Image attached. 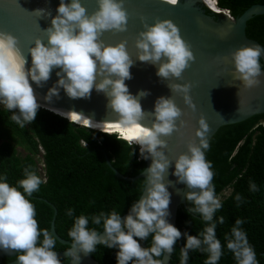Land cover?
I'll list each match as a JSON object with an SVG mask.
<instances>
[{
  "label": "clouds",
  "instance_id": "1",
  "mask_svg": "<svg viewBox=\"0 0 264 264\" xmlns=\"http://www.w3.org/2000/svg\"><path fill=\"white\" fill-rule=\"evenodd\" d=\"M165 2L177 4V0ZM97 3L98 8L89 14L82 0H60L57 15L44 29L47 42L37 37L29 49L32 58L30 68L26 67L28 55L18 47V37L0 30V105L12 112L10 119L19 127L24 128L35 121L39 109L46 107L77 125L117 134V139L129 146H139L142 159H152L146 169L141 196L132 203L123 220L115 209L91 216H76L75 209L67 210L66 214L74 222L68 231L71 246L65 254L71 264H80L81 253L93 254L98 245H103L108 249H118L117 264H164L159 258L173 253L174 245L183 236L186 243L180 249V264H188L190 251L197 250L207 254L204 264H219L224 248L217 238L216 229L218 224L225 222V218L215 219L223 204L216 195L212 162L206 158V150L210 147V125L201 116L195 136L187 143V151L174 161L172 174L177 177V183L185 184L188 189L185 196L190 206L186 211L198 214L205 222L203 230L196 235L188 231L182 233L168 219L171 215L169 186L173 182L166 179V174L173 160L165 151L168 141L164 137L171 136L187 124L180 119L183 110L172 96H160L150 113L154 117L151 125L143 123L148 113L142 108L141 98L150 92L141 90L134 95L125 83L132 78L130 69L135 63L127 41L111 44L101 39L108 30L127 31L129 14L124 0H97ZM135 46L138 60L157 66V76L165 79L181 78L190 62L195 60L180 27L170 18H157L151 24L144 19V28L139 32ZM262 54L264 46L258 43L243 45L231 52L235 79L242 81L245 87L251 88L262 82ZM53 69H58L56 75L59 79L43 97L49 104L42 105L30 81L44 87ZM168 87L172 92L182 94L185 103L196 109L190 94V82H173ZM61 88L71 99H90L93 89L102 92L107 97L106 107L115 113L116 118L96 121L75 110L52 107L53 97L60 98ZM40 149L43 155L44 150ZM40 174L42 177L31 166L26 167L24 177L15 185L8 182L6 174H0V251L8 255L16 253L17 264H62L55 250L56 237L48 229L40 228L35 205L30 199L47 182L43 173ZM249 189L259 191L258 185L251 180ZM235 200L238 207L243 203L239 193ZM90 222L100 226L103 234L96 227H90ZM244 223L242 218L236 219L230 234L225 235L226 247L233 253L236 264H259L248 235L241 227ZM149 237L150 246H142L141 241H148Z\"/></svg>",
  "mask_w": 264,
  "mask_h": 264
},
{
  "label": "trees",
  "instance_id": "2",
  "mask_svg": "<svg viewBox=\"0 0 264 264\" xmlns=\"http://www.w3.org/2000/svg\"><path fill=\"white\" fill-rule=\"evenodd\" d=\"M217 1L220 8L230 10L234 17H239L254 4H264V0ZM207 13L211 14V11L207 9ZM214 16L220 18L219 15ZM247 34L264 45V14L249 20ZM260 62L263 68L262 59ZM11 115V111L0 108V174H6L12 185L24 177V169L29 166L41 176L38 168L40 148L44 150L42 159L47 182L30 197L41 229L51 232L55 205L58 209L55 219L57 233L71 241L68 231L74 220L66 214L69 208L75 209L76 216H91L113 209L123 216L140 198L144 179L126 181L118 178L105 157L107 153L113 166L122 174L137 176L146 168V160L139 156L137 145L129 146L117 139V134L77 125L42 107L36 120L24 128L12 121ZM206 158L213 165L217 197L231 188L230 195L221 200L223 207L215 216L217 220L220 216L225 218V222L218 224L216 229L217 238L224 248L219 264H236L233 253L226 247L225 235L230 234L237 218L245 221L241 227L248 235L259 264H264V113L221 127L210 142ZM250 180L258 185L259 191H250ZM237 193L243 198L239 207L235 200ZM187 205L190 206L188 201ZM188 207L179 208L177 227L182 233L188 231L196 235L203 230L205 222L198 214H189L186 211ZM89 226L103 231L91 222ZM56 241L55 250L69 247L58 239ZM185 243L183 236L177 241L171 264H180V249ZM141 244L150 246L151 237ZM117 251L98 245L91 255L101 264H117ZM16 255L0 251V264L15 260ZM189 255L188 264H204L207 258L206 253L198 250L190 251ZM61 261L67 264L69 260Z\"/></svg>",
  "mask_w": 264,
  "mask_h": 264
},
{
  "label": "water",
  "instance_id": "3",
  "mask_svg": "<svg viewBox=\"0 0 264 264\" xmlns=\"http://www.w3.org/2000/svg\"><path fill=\"white\" fill-rule=\"evenodd\" d=\"M134 1L135 4L133 5H124L129 14L127 31L108 30L103 33L101 39L111 44L119 43L121 40L127 41L128 51L135 63L130 69L132 78L126 80L125 83L128 84L129 91L134 95L141 90L150 92L148 96L141 98L142 108L148 113L143 123L151 125L154 117L150 113L154 110L155 101L160 96H172L183 110L180 119L187 121V124L171 136L164 137L168 141V147L165 151L169 158L173 160V164L169 168L168 174H166V179L173 182L169 186L171 215L168 219L177 226L179 208L181 206L188 207L185 196L188 189L185 184L176 182L177 177L172 174L175 168L174 161L179 154L187 151V143L195 136L200 117L204 116L210 125L208 137L210 144L221 127L239 123L264 113V72L260 76L262 82L259 85L251 88L245 87L242 81L235 79V65L230 55L232 51L243 45L258 43L264 46L247 34L249 20L257 15L264 14V4H254L239 17H234L228 9H223V12L217 11L210 0H177L176 5L166 3L165 0H124V4ZM82 3L86 6L89 14L98 8L97 0H82ZM59 4L60 0H0V30L12 32L18 37L19 49L25 55H28L27 68L31 67L32 59L29 49L34 45L37 37L47 42V33L44 29L51 25L52 18L57 15ZM38 9H44L45 11H36ZM207 9L211 11V14L207 13ZM214 14L219 15L220 18L217 19ZM157 18L172 19L180 27L182 37L194 52L195 60L190 62L181 78H161L156 74L157 66L141 62L137 58L135 41L139 32L144 28V19L151 24L155 23ZM261 59L264 66V54H262ZM56 71L58 69H53L51 78L46 82L50 87L59 79ZM173 82L191 83L190 94L196 105L195 110L185 103L182 94L172 92L168 87V84ZM60 93L66 95L63 88H61ZM75 100L93 109L115 115L110 108L106 107L107 97L102 92L98 93L95 89H93L90 99L77 98ZM38 102L42 105L49 104L45 101ZM51 106L56 108L54 104H51ZM42 108L47 109L46 107ZM177 123L179 124V120ZM139 156L141 157V153H139ZM105 157L108 164L115 171L116 176L126 181L144 179L146 169L152 163V159L149 157L146 160L145 171L131 177L118 171L113 166L107 153H105ZM53 207L55 211L51 233L62 244L70 247L71 241L62 238L57 233L55 219L58 209L55 205ZM128 212L122 216V220ZM101 234H103V231ZM56 251L60 259H68L67 264H71L70 258L65 254L66 249ZM172 255L173 253H166L162 257L164 264H171ZM4 264H17V259ZM80 264L101 263L91 254L84 255L81 253Z\"/></svg>",
  "mask_w": 264,
  "mask_h": 264
},
{
  "label": "bare ground",
  "instance_id": "4",
  "mask_svg": "<svg viewBox=\"0 0 264 264\" xmlns=\"http://www.w3.org/2000/svg\"><path fill=\"white\" fill-rule=\"evenodd\" d=\"M210 1L217 11H219V12L224 11L223 9H221L218 6L216 0H210ZM133 4H135V1L130 2V3H126L124 5H133ZM32 84H33L34 91L37 94L38 101L44 102L45 100L43 99V97L47 94L48 89L51 87L48 86L47 84H45L44 87H38L35 85V83H32ZM45 102L49 103L48 101H45ZM51 104H54V106H56V108H60V109L66 110V111L75 110L79 113H83L86 116L94 117V119L96 121H103L104 119L116 117L115 115H112L108 112L93 109V108H91V107H89V106H87V105H85V104H83V103H81L75 99L69 98L68 96H66L62 93H60V98L53 97V101L51 102ZM101 116H103V117H101ZM106 117H109V118H106ZM96 118H99V119H96ZM100 118H103V119H100ZM111 119H115V118H111ZM96 130H98V129H96Z\"/></svg>",
  "mask_w": 264,
  "mask_h": 264
},
{
  "label": "rangeland",
  "instance_id": "5",
  "mask_svg": "<svg viewBox=\"0 0 264 264\" xmlns=\"http://www.w3.org/2000/svg\"><path fill=\"white\" fill-rule=\"evenodd\" d=\"M0 108H5V107H4L3 105H0ZM19 150H20L21 152H23V149H22V148H19ZM42 156H43L42 154H41V156H39V161H40V162H39V166H38V168H39V171H40V172H43V168H44V167H43V164H42V163H43V162H42V161H43V160H42ZM230 191H231V190H227V191L225 192V195L229 194ZM223 197H224V196H223Z\"/></svg>",
  "mask_w": 264,
  "mask_h": 264
},
{
  "label": "built area",
  "instance_id": "6",
  "mask_svg": "<svg viewBox=\"0 0 264 264\" xmlns=\"http://www.w3.org/2000/svg\"><path fill=\"white\" fill-rule=\"evenodd\" d=\"M227 12H228V10H227ZM229 13V12H228ZM43 177H44V179H46V171H45V165L43 164ZM227 190H231V188H229V189H227ZM227 190H225V192L227 191ZM225 192H223V194L222 195H220L218 198L219 199H221V200H223L224 199V197H226V196H228V195H230V193H231V191L229 192V194H227V195H225ZM224 196V197H223Z\"/></svg>",
  "mask_w": 264,
  "mask_h": 264
}]
</instances>
